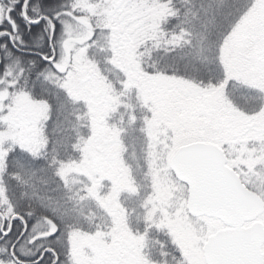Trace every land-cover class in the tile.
<instances>
[{
  "label": "snow or ice",
  "instance_id": "snow-or-ice-1",
  "mask_svg": "<svg viewBox=\"0 0 264 264\" xmlns=\"http://www.w3.org/2000/svg\"><path fill=\"white\" fill-rule=\"evenodd\" d=\"M0 264H264V0H0Z\"/></svg>",
  "mask_w": 264,
  "mask_h": 264
}]
</instances>
